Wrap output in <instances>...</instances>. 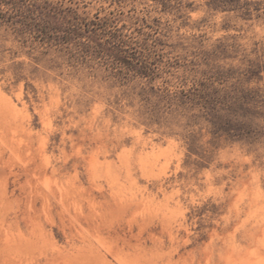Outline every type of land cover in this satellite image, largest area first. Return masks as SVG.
Instances as JSON below:
<instances>
[{
	"label": "rangeland",
	"instance_id": "rangeland-1",
	"mask_svg": "<svg viewBox=\"0 0 264 264\" xmlns=\"http://www.w3.org/2000/svg\"><path fill=\"white\" fill-rule=\"evenodd\" d=\"M179 1L65 0L112 17L153 79L0 14V264H264V107L231 137L166 96L211 74L264 94V1Z\"/></svg>",
	"mask_w": 264,
	"mask_h": 264
},
{
	"label": "trees",
	"instance_id": "trees-1",
	"mask_svg": "<svg viewBox=\"0 0 264 264\" xmlns=\"http://www.w3.org/2000/svg\"><path fill=\"white\" fill-rule=\"evenodd\" d=\"M165 8H174L179 0H154ZM264 0H208L215 10L260 9ZM3 22L14 26L21 33L35 37L36 41L49 46L67 47L81 62L91 58H105L116 65V74L155 78L156 72L145 57L144 51L129 52V38L114 24L109 16L89 19L77 7L65 0H0ZM218 74L195 82L190 88L167 92L171 101L199 107L211 119L215 133H228L242 137L255 132L253 122L257 106L264 107V94L256 89H243L242 94L228 95L224 87L216 86ZM186 82V81H185ZM185 84V83H183ZM225 112V113H224Z\"/></svg>",
	"mask_w": 264,
	"mask_h": 264
}]
</instances>
